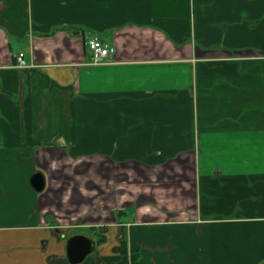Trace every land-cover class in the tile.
Here are the masks:
<instances>
[{
  "label": "crops",
  "instance_id": "crops-1",
  "mask_svg": "<svg viewBox=\"0 0 264 264\" xmlns=\"http://www.w3.org/2000/svg\"><path fill=\"white\" fill-rule=\"evenodd\" d=\"M263 46L264 0H0V264H264Z\"/></svg>",
  "mask_w": 264,
  "mask_h": 264
},
{
  "label": "water",
  "instance_id": "water-1",
  "mask_svg": "<svg viewBox=\"0 0 264 264\" xmlns=\"http://www.w3.org/2000/svg\"><path fill=\"white\" fill-rule=\"evenodd\" d=\"M31 184L37 192H42L45 188V179L39 173L31 178ZM96 248V242L85 235H75L67 242V258L71 264H80L92 254Z\"/></svg>",
  "mask_w": 264,
  "mask_h": 264
},
{
  "label": "built area",
  "instance_id": "built-area-1",
  "mask_svg": "<svg viewBox=\"0 0 264 264\" xmlns=\"http://www.w3.org/2000/svg\"><path fill=\"white\" fill-rule=\"evenodd\" d=\"M87 47L91 52L90 63L95 65L109 63L113 54L116 52L115 46L103 42V40L98 36H93L92 38H90L87 42ZM17 60L19 67L21 68H27L31 66L26 62L24 53L18 54Z\"/></svg>",
  "mask_w": 264,
  "mask_h": 264
},
{
  "label": "rangeland",
  "instance_id": "rangeland-1",
  "mask_svg": "<svg viewBox=\"0 0 264 264\" xmlns=\"http://www.w3.org/2000/svg\"><path fill=\"white\" fill-rule=\"evenodd\" d=\"M11 42L13 43L14 41L11 40ZM6 180H7V178H6ZM0 184H3L4 186H6V184H7L9 188L11 187V182L5 183V181L3 179H0ZM28 188H31L32 190H34L31 186H28ZM17 191H20L19 187L17 188ZM5 194L8 195L7 192H5ZM75 233H78V234L80 233V234H85V235H89L90 234L89 231L85 230V229H83V230L82 229H80V230H75L74 229V230L70 231V234H75Z\"/></svg>",
  "mask_w": 264,
  "mask_h": 264
},
{
  "label": "trees",
  "instance_id": "trees-1",
  "mask_svg": "<svg viewBox=\"0 0 264 264\" xmlns=\"http://www.w3.org/2000/svg\"><path fill=\"white\" fill-rule=\"evenodd\" d=\"M87 48H88V47H87ZM263 48H264V46H263ZM95 233H97V234L100 236L98 230H95ZM102 241H104V240H103V239H99V240H98L99 244L102 243ZM120 249H121V251H122L123 254H125V253L127 252V248H126V246H125V241H124L123 244L121 245ZM139 255H140V254H135V253L132 254V256H131L132 264H139V263H138V257H139ZM139 260H140V259H139Z\"/></svg>",
  "mask_w": 264,
  "mask_h": 264
}]
</instances>
